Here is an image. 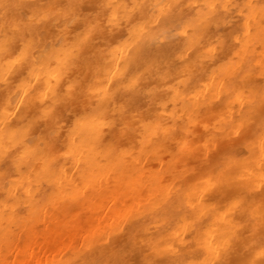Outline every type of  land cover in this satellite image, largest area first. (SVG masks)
Returning <instances> with one entry per match:
<instances>
[{"label": "bare ground", "instance_id": "1", "mask_svg": "<svg viewBox=\"0 0 264 264\" xmlns=\"http://www.w3.org/2000/svg\"><path fill=\"white\" fill-rule=\"evenodd\" d=\"M0 264H264V0H0Z\"/></svg>", "mask_w": 264, "mask_h": 264}]
</instances>
